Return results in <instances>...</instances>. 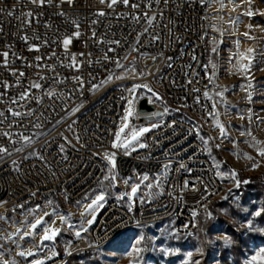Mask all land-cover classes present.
Masks as SVG:
<instances>
[{
    "label": "built area",
    "instance_id": "2783aa9c",
    "mask_svg": "<svg viewBox=\"0 0 264 264\" xmlns=\"http://www.w3.org/2000/svg\"><path fill=\"white\" fill-rule=\"evenodd\" d=\"M133 3L139 7L0 0V148L7 150L0 153V233L7 220L27 224L47 200L87 199L104 181L106 152L115 155L118 187L124 190L123 179L129 183L124 197L105 199L95 224L86 236L73 238L66 253L49 244L54 257L44 264H68L79 253L149 226L159 231L170 225L174 235L188 237L223 190L205 138L218 115L207 2ZM69 37L65 49L62 41ZM70 56H76L75 66ZM144 82L163 101L137 96L127 132L144 123L160 126L145 135V147L126 154L112 145L118 143L129 86ZM143 98L155 110L140 112ZM136 184L140 191L129 208L123 201Z\"/></svg>",
    "mask_w": 264,
    "mask_h": 264
},
{
    "label": "rangeland",
    "instance_id": "374dc122",
    "mask_svg": "<svg viewBox=\"0 0 264 264\" xmlns=\"http://www.w3.org/2000/svg\"><path fill=\"white\" fill-rule=\"evenodd\" d=\"M206 2L210 21L211 74L218 115L205 138L223 180V190L214 202H222L232 197L230 206L222 210L225 219L236 227L243 237L249 238L251 233L264 235V197L256 196L258 192L256 193L255 188L249 187L259 183L250 179L264 177V156L260 155V152L264 151V0ZM247 11L254 14L246 15ZM249 84L252 87H248ZM128 91L125 115L119 127L118 143L121 144L131 140L134 131L138 132L142 128H150V131L153 129L151 125L154 123H144L127 132L131 117L137 110L136 97L148 95L156 101H163L161 94L145 82L130 85ZM220 93L223 95H219ZM249 94L251 99L248 98ZM129 110L132 111L131 116L127 115ZM148 132L133 142L135 150L141 143L144 144L143 138ZM115 168L109 164L105 176L116 177ZM240 175L247 177L245 186L253 195L255 193L248 202L240 200L241 193L234 195L235 189L239 187L237 182H240ZM118 185L117 177L115 180L104 179L101 186L82 202L67 204L56 197V202L47 200L42 208L38 206L37 213L27 219V224L26 219L7 220L6 229L0 233V251H4L5 246L13 248L18 242H25L27 248H19L15 255L25 264H37V261L44 264L54 257L49 244H55L59 251L60 248L65 249L63 239L70 234L72 228L73 234L80 236L86 234L95 224L104 207L91 211L88 205L97 195L102 194L106 199L107 194L112 191L125 194L128 181L122 180L125 191ZM133 187H138V191L132 196L130 190L132 203L136 201L140 185ZM93 217L94 222L88 224L87 221ZM37 221L41 223L37 224ZM201 221L194 233L188 237H177L172 233L170 225H163L159 231H156L154 226H149L136 229L125 238L103 248L79 253L73 260L79 264H264V242L257 245L250 238H247V249L243 258L231 255L228 263H224L221 256L223 245L220 241L224 245L230 242V229L214 217L213 205L212 213L202 217ZM13 222L14 226L11 227ZM33 225L36 227L33 228ZM53 231L56 234L52 239H43L45 235H52ZM136 247L140 248L138 254L134 251ZM22 252L25 255H20ZM1 262L9 264L6 256Z\"/></svg>",
    "mask_w": 264,
    "mask_h": 264
},
{
    "label": "snow or ice",
    "instance_id": "6c2138e0",
    "mask_svg": "<svg viewBox=\"0 0 264 264\" xmlns=\"http://www.w3.org/2000/svg\"><path fill=\"white\" fill-rule=\"evenodd\" d=\"M31 2L34 3V4H37L40 7H43L46 3H51V0H31ZM100 2L102 4L103 3H106L109 8H112L117 3L123 4L126 7H133V8H138L139 7L138 4H134V3L133 4H130V0H100ZM157 2H159V0H157ZM62 3L72 4L73 3V0H62ZM149 7H151V5H149ZM60 14L63 15L64 13H60ZM245 14L251 16L254 13L252 11H247ZM9 15H12V13L9 12ZM29 15H31V13H29ZM98 15H101L102 16V15H105V13L103 11H100L98 13ZM140 18H141L140 16L134 17V19H136L137 21H139ZM146 19H148V22L151 23L153 20H155V17H150V18L149 17H146ZM76 27H79V25H76ZM74 35L76 37H79L80 36V33L77 31ZM93 35L95 36V33H93ZM246 35H247V33H246ZM23 39L25 41H27L28 38L25 36V37H23ZM153 39H156V37H153ZM71 42H72L71 37L65 38L62 41L63 47L65 49H67V47L71 44ZM115 43H119V41H115ZM36 50H38V49H36ZM249 51L251 52L252 50L250 49ZM8 55H9V53H7V52H4L3 53V56L5 57V60H4L5 65L8 62L7 59H6L8 57ZM80 55L83 56L84 54L81 53ZM76 59H77L76 56H70V60H71L73 66H75V64H76ZM19 75H23V73H19ZM33 87L39 88L40 85L39 84H33ZM248 87H252L251 84H249ZM149 91H152V90L149 89ZM205 95H207V93H205ZM219 95H223V93H220ZM248 98L251 99V94H249V97ZM15 114L16 115H19V113H15ZM127 115L128 116H131L132 115V111L129 110ZM157 115H160V114H157ZM159 126L160 125L155 124V123L151 125L152 128H157ZM125 127H127V125H125ZM148 131H150V128H142L138 132L134 131L133 134H132L131 140L127 141L126 143H122V144L121 143H113L112 147L113 148H117V149H119V148L122 147V148H124L126 150V154H127V150L133 144V142L138 141L139 138H140V136H142L145 132H148ZM121 132H123V128L121 129ZM221 132L223 134V127L222 126H221ZM119 139H120V137H119V135H117V140H119ZM145 146L146 145H144L142 143L139 145V147H141V148H143ZM61 150H63L62 146H61ZM132 150L135 151V148L133 147ZM6 151H7L6 149L0 148V153H6ZM260 155L261 156H264V151H261L260 152ZM105 159L111 164L112 168H115L116 167V161H115V155L114 154H107L106 153L105 154ZM13 163H15V162H13ZM181 167H184V165H181ZM233 176H235V173H233ZM104 179L105 180H115L116 177L114 175H112L111 177L105 176ZM144 179L147 180L148 178L145 176ZM239 183L240 182L238 181L237 182V186H239ZM244 183H247V181H244ZM137 191H138V187H132L131 188V195L132 196H135L136 193H137ZM104 200H105V196L104 195H102V194L97 195L95 197V199L92 201V203L88 205V208L91 211H96L98 208H103L104 207V205H103V201ZM259 214L260 213H257V215H259ZM94 220H95V217H93L92 220H88L87 223L88 224H92L94 222ZM40 223H41V221H37V224H40ZM35 227H36V225H33V228H35ZM55 234H56V232L53 231L52 232V235H45L43 237V239L44 240H50V239H52L55 236ZM77 235H79V233H77ZM139 244H140V241L138 240L137 241V245H139ZM134 251L138 254L140 252V248L139 247H136L134 249ZM20 255H25V253L22 252V253H20ZM27 255H32V253H27ZM255 259L256 258L254 257L253 260L255 261ZM37 264H41V262L40 261H37Z\"/></svg>",
    "mask_w": 264,
    "mask_h": 264
},
{
    "label": "trees",
    "instance_id": "16d2710c",
    "mask_svg": "<svg viewBox=\"0 0 264 264\" xmlns=\"http://www.w3.org/2000/svg\"><path fill=\"white\" fill-rule=\"evenodd\" d=\"M246 180H247V177L240 175V184L241 185H239L237 190L235 189V193H234V195H238L239 193L242 194V197L240 199L242 202H248V201L252 200V196H255V193L253 195V193H251V191H249L246 188L245 183H244V181H246ZM250 180H252L253 182H259L256 185H250L249 184L250 185L249 187L255 188L256 193L258 192V194H259V195L256 194V196L264 197V177L263 178L262 177L261 178L260 177L253 178ZM231 198L227 199V200H223L222 202H214L213 203L214 217H216L218 219L219 223L227 225L228 226L227 229L228 230L230 229L229 231L231 232L230 234L228 233V235H230L231 240H228L230 242L227 245H224L223 242L220 241L223 245L221 256H222V260L224 261V263H228L229 257L231 255H234V256L238 257L239 259L243 258L245 255L246 249H247L246 244L248 243V241H247L248 236L243 237L242 233L237 231L236 227H234L229 221H227L225 219L226 217H225L222 210L224 208H227L228 206H230V203H232ZM202 217H205V216H200L198 218V223H197L196 229H197L199 223L202 222L201 221ZM249 238L252 239L253 241H255V243L257 245L264 242V235H260L259 233H251ZM249 238H248V240H249ZM73 257L70 259L72 262L69 260L70 262H68V264H79V263H76L75 260H73L74 259Z\"/></svg>",
    "mask_w": 264,
    "mask_h": 264
},
{
    "label": "crops",
    "instance_id": "0c3cea01",
    "mask_svg": "<svg viewBox=\"0 0 264 264\" xmlns=\"http://www.w3.org/2000/svg\"><path fill=\"white\" fill-rule=\"evenodd\" d=\"M136 145H138V144H136ZM133 146H135V144L131 146V148L129 149V151H133V150H132ZM138 147H139V146H138ZM154 186H155V185H154ZM125 192H126V191H125ZM154 193H155V194H160V193H161V190L158 189V190H156ZM116 194H119L121 197H124V195H125V194L122 195V193L119 192V191H112V192H110L109 194H107L106 199H107L108 197L114 196V195H116ZM60 199H61V198H60ZM62 200H63V199H62ZM52 201L56 202L55 198L52 199ZM63 201H64V200H63ZM104 201H105V200H104ZM104 201H103V203H104ZM136 201H137V196H136ZM136 201H135L134 203H132V202L130 201V198H129V200H125V201H123V204L126 205V206L129 207V208H133V207L135 206V204H136ZM64 202H65V201H64ZM65 203H66V202H65ZM67 204H69V203H67ZM72 215H73V214H72ZM67 221H69V218L67 219ZM43 225H44V224H43ZM73 231H74V229L72 228L70 234L67 235V237H64L63 240H65V242L63 243V245H64V247H66V248H65V249L60 248V251H59L58 248H57L58 253H60V254H64V253H66L67 250H68L69 244H70V242L72 241V239L75 238V237H79V236H75V235L73 234ZM85 235H86V234H83V235H80V236H85ZM63 240H62V241H63ZM62 241L60 242V243H61V246H62ZM4 248H5L4 251H2V252L0 251V264H6V263L1 262L5 256L8 258L9 264H25L24 261H23L22 259H20L19 257H17V255H15V251H18L19 248H21V250L27 248L25 242H18L13 248L10 247V246H9V247H6V246H5ZM9 250H11V251H9Z\"/></svg>",
    "mask_w": 264,
    "mask_h": 264
},
{
    "label": "water",
    "instance_id": "95a60500",
    "mask_svg": "<svg viewBox=\"0 0 264 264\" xmlns=\"http://www.w3.org/2000/svg\"><path fill=\"white\" fill-rule=\"evenodd\" d=\"M140 112H149L155 110L154 105H149L146 98H143L140 102Z\"/></svg>",
    "mask_w": 264,
    "mask_h": 264
}]
</instances>
